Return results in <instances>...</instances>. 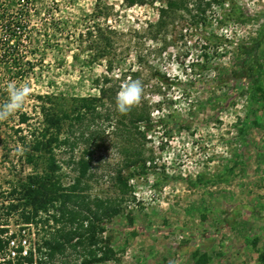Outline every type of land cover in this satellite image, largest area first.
Instances as JSON below:
<instances>
[{"label":"rangeland","instance_id":"374dc122","mask_svg":"<svg viewBox=\"0 0 264 264\" xmlns=\"http://www.w3.org/2000/svg\"><path fill=\"white\" fill-rule=\"evenodd\" d=\"M170 1L0 0V59L15 48L26 71L20 77L0 66V100L9 83L29 88L23 108L0 120V228L17 232L30 211L7 216L1 205L21 177L13 164L19 172L32 142L19 112L38 126L40 96L100 98L102 89L118 94L140 80L134 107L147 105L155 124L142 137L127 133L130 113L114 107L84 194L93 209L94 200L120 205L127 220L107 219L93 244L67 245L43 264H264V0H181L175 11ZM237 73L245 77L238 90ZM126 150L147 159V170L123 188L116 176L129 172Z\"/></svg>","mask_w":264,"mask_h":264},{"label":"trees","instance_id":"16d2710c","mask_svg":"<svg viewBox=\"0 0 264 264\" xmlns=\"http://www.w3.org/2000/svg\"><path fill=\"white\" fill-rule=\"evenodd\" d=\"M129 1L134 4L141 3L143 0ZM180 1L171 0L168 3V9L175 11ZM170 14L171 12L166 9L161 11L164 21L170 19ZM206 40L210 39L206 38ZM14 50L15 48L12 47L5 50L2 59H0V66L3 65V68L10 74L15 73L14 75L23 77L26 73L24 63ZM247 52L255 55L256 44L248 48ZM9 68H13L14 71H9ZM250 78L252 79V77ZM232 79L236 83V90L242 83L245 84V77L242 74L237 73ZM0 93H6L4 88H0ZM116 95L117 92L114 89L108 88L102 89L100 98L91 96L67 98L63 94L40 96L38 98L40 104L38 115L41 117V123L34 126L33 129L29 124L32 120L31 115L28 112H19V122L21 125H26L31 131L29 135L32 142L29 144V149L22 154L23 164L20 165L19 172L16 170V165L13 164L16 174L21 177L17 178L18 181L13 184L10 191L6 190L4 194L1 192L3 196L12 197H7L1 206L4 213L7 211V216L21 207L24 210H30L22 214L23 218L18 224L19 226L34 224L37 227H44L42 230L46 235L42 237V244L38 248V252L42 257L47 258L44 259L45 263L51 262L54 255L64 253L67 245L76 250L79 246L82 248L87 246V241H90V245L93 244L97 236L105 232L107 219L112 220L110 223L120 226L123 220H127L125 216L120 215V205L115 203L111 208L109 207L110 200H94L92 202L95 209H93L91 201H87L88 197L84 194L89 188V185L85 184L86 180L93 176L91 170L95 161L94 156L99 149L104 148V144L108 143L103 124L113 123L112 116L116 111L112 112L116 107ZM7 99H1L0 105H3ZM129 113L130 121L125 127L127 133L135 129L137 134L142 137L145 134L142 130H149L155 126L147 105L142 106L140 110L133 107ZM116 121L115 128L117 130L121 122ZM162 122L164 123L163 120ZM170 123L172 124V122ZM13 129L16 134H21L20 140H25L28 137V135L22 136L23 128L15 129L13 127ZM139 136L134 137L138 138ZM81 147L83 150L79 153L78 149ZM130 153L131 151L126 150L125 155L127 154V159L130 160L128 161L129 165L125 166L129 171L128 174L125 176L122 171H118L116 176L118 183L123 188L128 187L130 180L136 175L135 171H139L137 169L147 170V159L141 157L138 152ZM6 155L9 156L8 153ZM58 155H60V159L57 158ZM24 164L31 168L27 174H25ZM64 168L73 175L70 183H66L70 174L66 173ZM12 182H8V184ZM46 208L56 209V214H51ZM54 222L60 224V227L54 228ZM126 226L125 228H127ZM125 228L123 229L126 230ZM48 230L53 231L51 236H48ZM8 237V230L3 226L0 228V264H7L1 260L6 255L9 245ZM117 239V236L111 234L106 237L105 244L112 247L117 243ZM45 250L46 252H44Z\"/></svg>","mask_w":264,"mask_h":264},{"label":"clouds","instance_id":"9594fccd","mask_svg":"<svg viewBox=\"0 0 264 264\" xmlns=\"http://www.w3.org/2000/svg\"><path fill=\"white\" fill-rule=\"evenodd\" d=\"M7 91L8 99L3 105H0V120H7L21 110L29 94L28 87H21L15 83H9ZM143 91L140 80L130 81L124 85L116 97L117 111L121 114H127L140 102Z\"/></svg>","mask_w":264,"mask_h":264},{"label":"built area","instance_id":"2783aa9c","mask_svg":"<svg viewBox=\"0 0 264 264\" xmlns=\"http://www.w3.org/2000/svg\"><path fill=\"white\" fill-rule=\"evenodd\" d=\"M19 227L17 232L8 233L9 245L1 261L7 264H43L47 258L38 252L43 239L41 229H35L34 224Z\"/></svg>","mask_w":264,"mask_h":264}]
</instances>
